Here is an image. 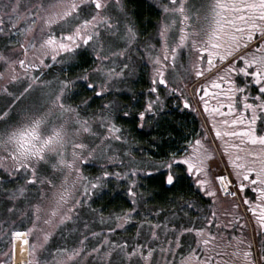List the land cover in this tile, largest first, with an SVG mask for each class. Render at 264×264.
Returning <instances> with one entry per match:
<instances>
[{
  "label": "snow or ice",
  "instance_id": "1",
  "mask_svg": "<svg viewBox=\"0 0 264 264\" xmlns=\"http://www.w3.org/2000/svg\"><path fill=\"white\" fill-rule=\"evenodd\" d=\"M145 2L0 0V264H264V0Z\"/></svg>",
  "mask_w": 264,
  "mask_h": 264
},
{
  "label": "flooded vegetation",
  "instance_id": "2",
  "mask_svg": "<svg viewBox=\"0 0 264 264\" xmlns=\"http://www.w3.org/2000/svg\"><path fill=\"white\" fill-rule=\"evenodd\" d=\"M133 87L136 89L137 92L146 91L147 88L149 87L147 80H146V76L142 79H139V82L135 83L133 85ZM188 93L190 95L191 87H189ZM127 99H128V97L124 96V100H127ZM192 104H193V107H197L195 99L192 100ZM213 106H215V105L213 104ZM174 118L179 122L185 123L187 125V129L189 131L195 130L196 132L200 131V126L203 122L202 118L196 112H193L192 109H187V110H184L182 108L176 109ZM131 135L136 139L139 147H143L144 146L143 141L147 140L149 138V135H151V133L149 132L148 128L145 127L143 130L133 131L131 133ZM208 139H209V141H211L212 137L209 136ZM133 147L136 148L137 146L133 145ZM134 154H138V153H134ZM243 194L249 196L250 198L255 199V197L253 196V190L252 189H249L247 192H245ZM224 207L225 208L228 207L227 201H225ZM240 214L244 216L246 221H250L248 223L247 228L245 229L244 236L247 239L251 240V239H253V225L256 223L255 218L252 217L250 213L245 212L243 205H241ZM191 215L193 217H195L197 215V213L195 211H193L191 213ZM257 238H259V237H257Z\"/></svg>",
  "mask_w": 264,
  "mask_h": 264
},
{
  "label": "rangeland",
  "instance_id": "3",
  "mask_svg": "<svg viewBox=\"0 0 264 264\" xmlns=\"http://www.w3.org/2000/svg\"><path fill=\"white\" fill-rule=\"evenodd\" d=\"M162 2V0H151V3L153 5L152 8L148 7V4L145 2L143 4V7L141 9L142 12V18H151L152 20H157L158 17V8L160 3ZM154 31L153 29V25L151 24H147L146 25V32L143 33L142 35L144 36L145 39H147V36L152 34ZM110 98V97H109ZM104 98H101L100 100H97L96 103L99 104L102 102ZM121 100H124V96L120 97ZM97 166L95 165L94 162L89 163L86 167H85V173H92L95 171V168ZM123 196V193H121L120 197H117V201L116 202H120L121 198ZM152 202H150L151 204ZM134 229L129 230L128 232H124L122 233V235H132L134 233ZM190 239V237H189ZM10 248V244H9V238L8 237H0V252H5V251H9Z\"/></svg>",
  "mask_w": 264,
  "mask_h": 264
},
{
  "label": "trees",
  "instance_id": "4",
  "mask_svg": "<svg viewBox=\"0 0 264 264\" xmlns=\"http://www.w3.org/2000/svg\"><path fill=\"white\" fill-rule=\"evenodd\" d=\"M160 200V197H157V200L156 201H152V203H158Z\"/></svg>",
  "mask_w": 264,
  "mask_h": 264
}]
</instances>
